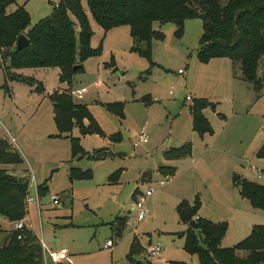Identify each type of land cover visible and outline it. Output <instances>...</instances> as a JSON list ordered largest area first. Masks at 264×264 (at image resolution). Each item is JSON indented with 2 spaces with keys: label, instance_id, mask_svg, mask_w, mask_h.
<instances>
[{
  "label": "rangeland",
  "instance_id": "1",
  "mask_svg": "<svg viewBox=\"0 0 264 264\" xmlns=\"http://www.w3.org/2000/svg\"><path fill=\"white\" fill-rule=\"evenodd\" d=\"M59 1L18 3L29 11L31 27L51 15ZM83 5L94 31L91 46L98 52L85 59L84 68L70 82L60 80L58 66L12 67L9 59L0 65V140L22 157L21 163L2 167L25 177L32 195L34 185L40 187L41 208L36 203L27 206L25 229L35 232L49 250H68L71 260L58 264H199L198 255L184 247L187 225L177 211L180 197L190 203L198 197L212 220L228 223L223 247L247 238L256 225H264V210L248 207L233 176L264 184V176L258 178L251 169L264 167V158L255 153L264 144V93L257 99L239 91L240 86L235 91L231 58H199L200 17L186 19L182 34L175 21H155L160 36L153 41L150 59L136 48L129 24L104 30L87 0ZM40 83L42 91L37 88ZM83 87L87 92L80 99L76 91ZM62 91L75 104L87 106L91 117L82 124L93 130L95 122L102 134L83 133L78 122L71 132L60 131L51 94ZM187 95L215 104L206 110L213 134L202 138L193 129L194 99ZM142 130L149 141L134 147ZM74 139L82 152L74 149ZM188 141L190 155L167 158L166 151ZM164 166L175 167V176L165 173ZM80 171L88 176L81 177ZM189 184L193 186L187 189ZM137 187L141 191L153 187L151 213L142 222L129 224L130 218L135 221L132 194ZM54 194L60 197L59 205L51 200ZM119 216L127 218L117 223V234L114 221ZM109 239L114 245L107 248ZM134 240L136 254L130 258ZM150 244L160 245L161 254L150 257Z\"/></svg>",
  "mask_w": 264,
  "mask_h": 264
},
{
  "label": "trees",
  "instance_id": "2",
  "mask_svg": "<svg viewBox=\"0 0 264 264\" xmlns=\"http://www.w3.org/2000/svg\"><path fill=\"white\" fill-rule=\"evenodd\" d=\"M87 3L90 13L104 30L129 24L136 48L150 59L153 41L160 36L154 28L155 21H175L179 34H182L186 19L202 18L199 58L203 61L219 56L231 58L236 77L249 82L258 98L263 95L264 72L261 74L260 70H264V0H87ZM30 22L29 11L18 0H0V65L9 59L12 67L58 66L60 80L70 82L73 74L84 68L85 59L98 52L91 46L94 31L83 0H60L51 15L31 27ZM21 33H26L30 41L18 49L16 40ZM141 43L145 44L144 49ZM37 88L44 90L41 83ZM51 97L55 120L62 133L71 132L73 123L78 122L83 133L102 134L95 122L93 130L82 124L84 118L91 117L85 104H75L65 91L53 92ZM208 107H215V104L205 98H195L190 106L193 128L201 136L213 134L212 125L204 113ZM73 147L82 152L77 139L73 140ZM191 151L192 144L188 141L166 151V156L178 159L190 155ZM258 156L264 157V145ZM21 161L22 157L9 143L0 140V215L12 224L27 216L25 200L29 181L25 177L18 178L2 166ZM162 168L168 175H175V167ZM79 175L84 177L88 173ZM233 183L254 209L264 210V184L239 174L233 176ZM139 192L136 188L134 199ZM200 207L198 197L192 204L183 200L177 207L180 221L187 225L183 232L184 247L191 254L198 255L199 264H264V225H256L247 238L235 245L223 247L228 223L200 216L194 219ZM126 218L119 216L114 221L117 233L120 228L117 223L122 224ZM136 244L134 240L130 258L136 254ZM0 264H43L42 243L38 235L31 229L0 226Z\"/></svg>",
  "mask_w": 264,
  "mask_h": 264
},
{
  "label": "built area",
  "instance_id": "3",
  "mask_svg": "<svg viewBox=\"0 0 264 264\" xmlns=\"http://www.w3.org/2000/svg\"><path fill=\"white\" fill-rule=\"evenodd\" d=\"M179 72L183 73L184 68H179ZM87 92V88L83 87L81 89H78L76 91L77 96L82 99L84 97V94ZM188 98H190L188 96ZM135 142L133 143L134 147H137L141 144H146L149 141L148 135L145 130H142L141 132L137 133L135 136ZM251 169L254 171V173L258 176V178H261L264 176V169L257 167L256 165H253ZM169 180V177L161 180V185H165L167 181ZM34 195H32L31 190L28 193L26 197V205L28 206L31 203H36L38 208H41L40 203V194L38 190V186L35 184L33 189ZM153 195V187H149L146 191H141L139 195L133 200L132 203V209L135 211V221H133L131 218L129 219V224L133 223H139L145 220L151 213L150 207L148 205L149 198ZM51 200L55 205H59L61 203L60 197L58 195H52ZM199 216H197V219ZM26 226L25 220H18L13 222V227L16 230H23ZM21 237V236H20ZM42 243V249H43V264H58L62 261H70V255L66 248H63L58 251H52L49 250L47 245L43 240H41ZM114 245V241L112 239L107 240L106 247H112ZM162 248L160 245L157 244H150L148 247V252L150 257H156L161 254Z\"/></svg>",
  "mask_w": 264,
  "mask_h": 264
},
{
  "label": "crops",
  "instance_id": "4",
  "mask_svg": "<svg viewBox=\"0 0 264 264\" xmlns=\"http://www.w3.org/2000/svg\"><path fill=\"white\" fill-rule=\"evenodd\" d=\"M223 57H226V56H223ZM217 58H220V57H217ZM186 72V70L184 69V72L183 73H185ZM234 75V74H233ZM232 85L235 87V91H237L238 90V88H239V86H240V90L239 91H241V92H246L247 94H248V96H250V94H254V96H256V94H255V92H254V90H253V86L249 83V82H246V81H244V80H242V79H240V78H238V77H236V74H235V77H233V82H232ZM84 96H85V94H84ZM188 96L190 97V98H188ZM199 98V96H196V97H192V96H190V95H187V99H190V100H192V98L193 99H195V98ZM252 97V96H251ZM257 99H259L258 97H256ZM237 98H236V96L235 97H233V101L234 100H236ZM192 105V104H191ZM190 105V106H191ZM237 106H239V107H246V106H243V105H241L240 104V102H238L237 104H236ZM240 108V109H241ZM206 110H207V108L204 110V113H205V115H206ZM218 114L220 115L221 114V112H218ZM190 115H191V120H192V126H193V118H192V113H191V110H190ZM208 118V117H207ZM194 129V128H193ZM207 135H210V134H205L204 136H202V138H204L205 136H207ZM183 145V144H182ZM182 145H180V146H182ZM264 145V144H263ZM263 145H261L257 150H256V155L258 156V151L260 150V148L263 146ZM180 146H177V147H180ZM177 147H171L170 149H173V148H177ZM169 149V150H170ZM193 152V149H192V151H191V153ZM258 157H260V156H258ZM261 158H264V157H261ZM253 166V165H252ZM251 166V167H252ZM167 167V166H166ZM169 167V166H168ZM171 167H173V166H171ZM258 167V166H257ZM261 168V167H260ZM263 169H264V167H263ZM253 171V170H252ZM177 172V171H176ZM176 172H175V174H176ZM254 172V171H253ZM13 173V172H12ZM235 175V174H234ZM173 176H175V175H173ZM243 177H245L244 175H242ZM149 176H147V178H148ZM258 177V176H257ZM113 178H115L114 176H113ZM142 179V178H141ZM191 186H193V184H189L188 185V187H187V189H189ZM138 188V187H137ZM136 189V188H135ZM135 191V190H134ZM139 191H141V190H139ZM134 193V192H133ZM140 193V192H139ZM139 193H138V195H139ZM198 194V193H197ZM196 194V195H197ZM183 196V195H182ZM132 197H133V194H132ZM242 197V196H241ZM180 198H182L181 200H180V202L181 201H183V200H186V198H183V197H180ZM242 198H244V197H242ZM134 199V198H133ZM245 199V198H244ZM187 201V200H186ZM243 201V203H244V205H246V203L244 202V200H242ZM189 202V201H188ZM190 203V202H189ZM192 204V203H191ZM249 208H251V209H253V210H255L251 205L250 206H248ZM198 216H200V217H202V218H207V219H210V220H212L211 219V216L207 213V212H205V210H204V202H201V207H200V209H199V211H198V214H197ZM1 217V216H0ZM2 218V217H1ZM27 218H28V216H26V218L24 219L25 220V223L27 224ZM3 219V218H2ZM212 221H214V220H212ZM3 224L2 225H0V226H2L3 228H6V229H9V228H12V226H13V224H12V222H10V221H8V220H4L3 219ZM116 233H117V231H116ZM117 234H119V233H117ZM62 262H64V261H62ZM61 263V262H60Z\"/></svg>",
  "mask_w": 264,
  "mask_h": 264
},
{
  "label": "water",
  "instance_id": "5",
  "mask_svg": "<svg viewBox=\"0 0 264 264\" xmlns=\"http://www.w3.org/2000/svg\"><path fill=\"white\" fill-rule=\"evenodd\" d=\"M29 37L26 33H21L16 40V47L18 49L22 48L24 45L29 43Z\"/></svg>",
  "mask_w": 264,
  "mask_h": 264
}]
</instances>
